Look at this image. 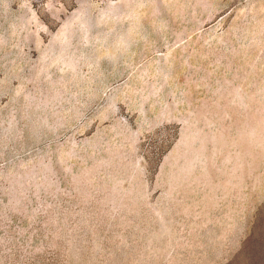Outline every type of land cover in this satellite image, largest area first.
Masks as SVG:
<instances>
[{
  "label": "rangeland",
  "instance_id": "obj_1",
  "mask_svg": "<svg viewBox=\"0 0 264 264\" xmlns=\"http://www.w3.org/2000/svg\"><path fill=\"white\" fill-rule=\"evenodd\" d=\"M0 264H264V0H0Z\"/></svg>",
  "mask_w": 264,
  "mask_h": 264
}]
</instances>
